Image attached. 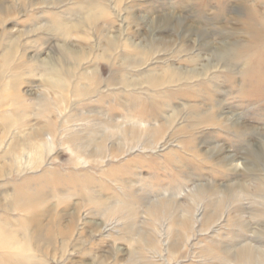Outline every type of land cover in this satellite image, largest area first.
Masks as SVG:
<instances>
[{
    "label": "rangeland",
    "instance_id": "obj_1",
    "mask_svg": "<svg viewBox=\"0 0 264 264\" xmlns=\"http://www.w3.org/2000/svg\"><path fill=\"white\" fill-rule=\"evenodd\" d=\"M35 216L0 264H264V0H0V228Z\"/></svg>",
    "mask_w": 264,
    "mask_h": 264
},
{
    "label": "bare ground",
    "instance_id": "obj_2",
    "mask_svg": "<svg viewBox=\"0 0 264 264\" xmlns=\"http://www.w3.org/2000/svg\"><path fill=\"white\" fill-rule=\"evenodd\" d=\"M40 158V157H39ZM43 158V157H42ZM36 159V158H35ZM34 160V159H33ZM38 160V159H37ZM41 161V159H40ZM48 162V161H47ZM22 163V162H21ZM28 163H31L30 166H25V167H22L19 171V173H24L26 171H29L31 168L29 167H32V163L33 162H29ZM86 163V162H84ZM26 164V163H25ZM36 165V164H35ZM39 165V164H38ZM37 169V167H36ZM37 171V170H36ZM32 217V216H30ZM35 219L37 221L40 222V218H38L37 216H35ZM42 219V218H41ZM38 222V224H39ZM42 222H40V224L38 225V229L37 230H33V229H30L29 227H25V231L22 233V236L21 237H13L10 235V233L8 232H5L4 230H2L0 228V248L3 246L4 248L8 249L9 251H11L12 254L16 255L17 257L19 256H23L25 254H30L32 253V251L34 250V248L36 250H39V248H37V246L40 245V243L42 241H45V234L43 233V228H44V225L41 224ZM1 226V225H0ZM108 227V226H107ZM33 230V231H32ZM108 232V231H107ZM76 234L78 235V238L80 237V234L81 233H75L73 235H71V238L72 239H75L76 237ZM66 236V235H65ZM64 236V237H65ZM76 240V239H75ZM34 242H36V245L34 244ZM32 243V244H31ZM32 245H35V246H32ZM2 247V248H3ZM81 250V249H80ZM85 250V249H83ZM68 251V250H67ZM76 251V249L73 250V252ZM96 251V250H95ZM71 252V253H73ZM84 252V251H83ZM93 251L92 250H88L87 253L91 254ZM85 253V252H84ZM97 253V251H96ZM95 254V253H94ZM66 254H64V257H65ZM75 255V254H74ZM28 257V256H27ZM31 256L29 255V258ZM92 257V256H91ZM84 258V256H83ZM95 258V256L93 255L92 257V260ZM72 259V258H71ZM65 260V259H64ZM70 260V259H69ZM74 260V259H73ZM85 260V259H84ZM89 261V260H88ZM69 262V261H68ZM64 264V263H63ZM66 264V263H65ZM80 264H96L95 262V259L94 261L90 262V263H87L86 260L85 262H82ZM103 264H108V263H105L103 262Z\"/></svg>",
    "mask_w": 264,
    "mask_h": 264
}]
</instances>
